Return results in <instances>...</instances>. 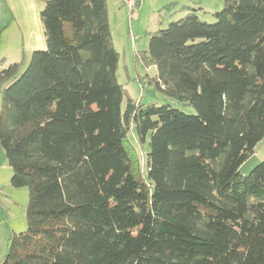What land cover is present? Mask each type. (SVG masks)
<instances>
[{"label": "trees", "instance_id": "trees-1", "mask_svg": "<svg viewBox=\"0 0 264 264\" xmlns=\"http://www.w3.org/2000/svg\"><path fill=\"white\" fill-rule=\"evenodd\" d=\"M38 1L45 49L0 69V151L28 192L0 264H264V161L240 172L264 138V0L146 32L149 83L192 114L121 109L107 0Z\"/></svg>", "mask_w": 264, "mask_h": 264}, {"label": "rangeland", "instance_id": "rangeland-1", "mask_svg": "<svg viewBox=\"0 0 264 264\" xmlns=\"http://www.w3.org/2000/svg\"><path fill=\"white\" fill-rule=\"evenodd\" d=\"M199 5H204L208 9L205 12L202 10L198 11L199 17L207 23H212L214 21L212 14L221 10V3H217L216 0H150L148 2L145 1L141 9H136L131 14H128L123 7L120 8V16L117 17L110 14L109 27L112 43L118 53L116 77L117 82L125 90L121 109H124L126 99L129 98L143 105L154 104L160 106L168 104L179 108L187 114L193 113V109L176 104L174 100L158 92L149 83V80L155 76V68L145 65L142 53L148 46L147 30L165 28L169 22L176 21L185 15L187 9H199ZM21 53L22 57L20 55L14 58L3 59L0 57V69L6 68L11 63H19L20 71H24L31 54H27L22 50ZM128 139L133 143L131 134H129ZM147 149L148 146L145 147V153ZM139 154L140 166L144 171L142 149H140ZM2 164H6V160L3 152L0 151V166ZM249 164L241 167L240 172L247 174ZM17 190L25 192L24 198L26 196V200L28 199L26 188Z\"/></svg>", "mask_w": 264, "mask_h": 264}, {"label": "crops", "instance_id": "crops-1", "mask_svg": "<svg viewBox=\"0 0 264 264\" xmlns=\"http://www.w3.org/2000/svg\"><path fill=\"white\" fill-rule=\"evenodd\" d=\"M145 1L139 0V7ZM221 3V0H216ZM201 4V3H200ZM121 0H107L108 21L110 14L120 16ZM42 3L38 0H0V57H22L21 50L32 53L45 49L43 28L39 19ZM124 8V7H123ZM199 8L205 12L204 5ZM110 12V13H109ZM110 23V22H109ZM157 30H147L152 32ZM264 161V138L258 143L253 155L241 167L250 170L258 162ZM0 262L7 252L9 236L12 232L25 228V210L27 205L25 192L10 186L11 170L7 163L0 166ZM240 167V170H241Z\"/></svg>", "mask_w": 264, "mask_h": 264}, {"label": "built area", "instance_id": "built-area-1", "mask_svg": "<svg viewBox=\"0 0 264 264\" xmlns=\"http://www.w3.org/2000/svg\"><path fill=\"white\" fill-rule=\"evenodd\" d=\"M124 9L131 14L139 7V0H121Z\"/></svg>", "mask_w": 264, "mask_h": 264}]
</instances>
